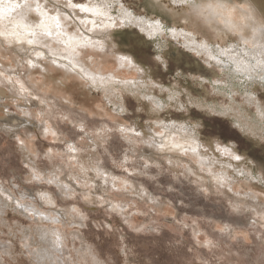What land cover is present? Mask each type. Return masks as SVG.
<instances>
[{"label": "snow or ice", "instance_id": "snow-or-ice-1", "mask_svg": "<svg viewBox=\"0 0 264 264\" xmlns=\"http://www.w3.org/2000/svg\"><path fill=\"white\" fill-rule=\"evenodd\" d=\"M162 6L164 14L158 13L160 18L153 17L150 22L137 16L129 0H25L8 9V15L0 16V58L8 56L6 63L0 62V84L11 96L31 103L33 108L51 105L55 97L45 93L51 79L57 90L103 97L110 102L108 112L116 117L94 109V116L101 112L100 120L72 123L71 128L60 131L50 122L55 118L71 123L68 116L54 117L50 107L33 112L17 104V112L26 119L17 120L8 129L15 159L5 157L6 163H0V234L5 237L0 245V264H18V258L26 253L28 261L21 260L19 264H34L31 256L38 253L33 252L30 241L35 242L37 232L61 222L62 213L60 218L45 214L55 211L61 196L75 197L76 203L81 199L104 201L102 207L124 216L128 224L130 213L125 204L132 206V199H136L128 196L129 191L162 208L159 196L149 190L161 179L168 185L166 191L181 204L186 197L191 203L192 198L205 195L213 187L232 193L238 181L250 190L229 196L224 211L233 216L256 213L249 219L264 229V156L249 160L240 147V141L249 146L259 143L264 151V7L258 14L253 0H163ZM14 8L22 11L12 16ZM30 13H34L32 19ZM235 17L238 19L234 21ZM225 36L229 39L221 45ZM182 41L185 49L198 53L202 67L199 74L191 77L175 72L172 79L178 83L169 80L165 88L157 77L172 70L167 49ZM16 56L21 63L16 64ZM225 56L240 75L225 72ZM109 62L121 71H134L139 79H115V72H104L103 65ZM35 72L44 79L35 80ZM50 72L62 75V79L56 81ZM189 79L191 91L184 84ZM66 80L73 83L65 85ZM148 89L153 90L152 95ZM157 89L167 93L166 97L162 95L157 100ZM237 100L241 103L237 104ZM71 102L70 98L64 99L65 104ZM128 107L148 119L140 123L127 116L125 121L131 123L122 121L120 117L125 116ZM253 107L258 119L249 115ZM172 109L179 113L175 119H161L164 111ZM4 111H9L6 105ZM82 111L86 114V109ZM217 121L228 123L239 139H222L210 127ZM30 122L39 124L42 137L41 133L31 136L27 131ZM21 129H25L23 134ZM58 134L65 137L59 154L53 147L39 146L41 138L46 140L49 135L55 144ZM30 139L37 142L34 151L29 150ZM137 143L155 150L147 156L141 154L139 164L130 162L137 153ZM8 151L4 149L0 156ZM110 157L114 158L113 165L119 160L120 174L109 167ZM89 180L93 181L91 189ZM130 180L137 185L135 189ZM121 182L123 187L118 186ZM178 191L179 196L175 195ZM71 214L76 221L74 229L90 227L76 204ZM99 227L110 229L111 222ZM128 227L134 233L156 232L150 225ZM233 231L229 224L219 229L229 238ZM193 235L198 237L200 233ZM259 238L264 239V232ZM201 246L211 249L215 244L207 239ZM80 251L85 264H89L87 258L90 264H138L127 245L105 260H97L91 246Z\"/></svg>", "mask_w": 264, "mask_h": 264}, {"label": "rangeland", "instance_id": "rangeland-1", "mask_svg": "<svg viewBox=\"0 0 264 264\" xmlns=\"http://www.w3.org/2000/svg\"><path fill=\"white\" fill-rule=\"evenodd\" d=\"M236 2H239V0H236ZM253 3L259 10L264 7V0H253ZM129 5L136 10L137 16L150 19L156 17L159 19L158 13L164 14L163 0H129ZM209 35L215 40V34L210 30ZM228 39L229 37L221 38V45ZM167 51V59L171 62L172 70L165 75L157 77V80L164 83L165 88L168 87L167 82L169 80L173 84L178 83L172 79L177 71H182L187 77L199 74L203 62L195 52H189L188 49L183 47V41L179 45L172 44ZM12 55L15 56L14 53ZM15 59L16 64L21 63L18 56ZM7 60L8 56L0 58V62L2 63H6ZM16 64H13L12 67H16ZM109 64L111 66L115 65L110 62ZM52 75L56 81L62 79L61 75H57L55 72H52ZM125 77L127 78L126 80H131L130 78L132 77L139 79L134 71L126 72ZM34 78L37 81L44 79L39 72L34 73ZM72 83L73 81L69 80V83L66 85ZM184 84L188 85L187 90L191 91L193 87L191 80L184 81ZM0 89L5 93L7 99L0 101L3 104L2 106L0 105V118L4 117L6 113L17 118H22L23 116L17 112V104L19 103L24 107H28V110L33 112L38 111L40 107H50L54 113V117L68 116L71 123L55 118L50 122L51 125H54L60 131L71 128L72 123L79 124L80 121H84L87 124L93 119L100 120L102 114L116 119L115 116L108 112L109 104L103 97L96 99L91 94L85 95L84 92H78L77 95H73L72 91L57 90L51 79L47 84L45 93H51L55 99L51 105H38L36 108H33L29 102L17 101L15 97H10L7 88L2 86V84H0ZM155 91L157 96H162L159 94L158 89ZM65 98H70L72 102L65 104ZM236 102L241 103L239 100ZM125 103H135V101ZM5 105L9 108L8 112L4 111ZM82 109H86V114ZM94 109H102L103 113L101 114V112L97 111L94 116ZM178 114V111L173 109L164 111L161 119L165 117L175 119V116ZM127 116H132L140 123L148 119L145 114L133 113L131 107H128V112L125 113V116H121L120 119L125 121ZM23 118L26 119L25 117ZM125 122L131 123L130 120ZM210 127L224 140L233 141L239 139L226 122L217 121L212 123ZM24 131L25 129H21V134ZM27 131L31 133L33 138L37 136V133H41L38 123L30 122L27 126ZM9 137L10 134L3 130L0 131V152H4L6 148L9 149L3 156H0V163H6L5 157L11 160L15 159L11 151L14 141L10 140ZM64 138L58 134L55 144H53V137L49 135L46 140L41 138L39 146L42 148L53 147L54 152L59 154L63 150L61 148V140ZM36 143L35 139H30L28 141L29 150L34 151ZM240 147L248 155L249 160L253 158L259 159L261 156H264V151H261L259 143L249 146L246 142L240 141ZM136 148L137 153L135 156L130 157V162L139 164L141 163L139 156L141 154L147 155L143 153L144 146L142 144L137 143ZM112 159L114 158L110 157L108 160L109 167L115 168L116 173L120 174L119 160L113 165ZM87 183L89 189H91L93 181L89 180ZM129 183L132 189L137 187L131 180ZM118 186L123 187L122 182ZM167 187V183L161 179L149 189L152 191L153 196H159L160 203L163 204L162 208L156 206V202L151 199L148 201L139 199L137 194L131 190L128 196L136 197V199H132V206H129L127 203L125 204V208L130 213L127 217L128 224L142 227L150 225L156 228L155 233L132 232L128 224L124 223V216L115 215L101 206L104 201L96 199L84 201L81 199L79 203H76L75 197L61 196L59 201L56 202L55 211L50 210L45 213L50 217L55 216L58 218H60L59 213H62L61 222L40 231L44 235V240H41L42 234L40 232L35 234V242L30 241V243L32 244L33 252L38 253V255H32L31 260L34 264L36 261L39 264H50L51 261L55 264H65V262L67 264H85L86 258L83 257L80 251L82 248L86 249L91 246L95 250L96 259L105 260L112 259L117 249L127 245L133 250L132 258L138 264H264V239L259 238L264 229H260L258 224L253 225L249 219V217H255L256 213L248 212L239 216H233L231 213L225 212L224 209L228 205L229 195L214 189L209 190L203 196H195L192 198L191 203L187 202L188 198L186 197L185 203L181 204L179 199H174L173 194L166 191ZM180 194L178 191L175 195L179 196ZM108 198H111V196L109 195ZM112 202L116 203L117 201L113 200ZM73 204H76V207L84 212V215L88 218L85 223L90 224V227L83 229L73 228L72 225L76 222L71 214ZM109 221L111 222L110 229L99 227L101 223L108 225ZM224 224H229L234 229L231 238L226 233L222 234L219 232V229ZM57 230L63 233L62 237L65 243L63 255L58 251L59 247L55 243V233ZM74 232H79V235L74 236ZM194 232H198L200 235L194 237ZM4 239V235L0 234V245L3 244ZM50 239L55 245V259H51V261L44 258L46 256L45 249ZM207 239L213 241L215 244L214 248L209 249L201 246L203 241ZM197 240L200 241L199 244ZM28 259L29 256L26 253L24 257L18 258V264L19 261H28ZM87 259L90 264V258Z\"/></svg>", "mask_w": 264, "mask_h": 264}, {"label": "bare ground", "instance_id": "bare-ground-1", "mask_svg": "<svg viewBox=\"0 0 264 264\" xmlns=\"http://www.w3.org/2000/svg\"><path fill=\"white\" fill-rule=\"evenodd\" d=\"M25 2V0H0V16H3V15H8L9 13L7 12V10L8 9H10V8H13V6L14 5H18V4H23ZM254 7L257 9V13L259 14V8L254 4ZM20 11H22V9H20V8H14L13 9V11L10 13L12 16H15L16 15V13L17 12H20ZM154 13H155V11H154ZM33 16H34V14L33 13H30L29 14V19H32L33 18ZM144 19H145V21L146 22H150L151 21V19L150 18H145V17H143ZM135 24H136V22L134 21L133 22V25L135 26ZM219 27H223L222 25H220ZM188 29H186V31H187ZM225 37H227V36H225ZM224 37V38H225ZM223 38V37H222ZM189 52H195V51H189ZM196 54H197V56H199L198 55V53L197 52H195ZM34 55V54H33ZM233 55H235V53H233ZM241 59H242V57H240ZM223 67H224V70H225V72L226 73H228V74H231V75H233V76H238V75H240V73H237L236 72V65L232 62V60H230V59H228V57L227 56H225L224 58H223ZM103 68H104V72L105 73H112V72H115L116 73V76H115V79H127L126 77H125V73L126 72H128V69L127 68H125V69H123V71H121V69H120V67L118 66V65H113V66H111L109 63H105L104 65H103ZM43 71V66H41V72ZM40 73V72H39ZM51 77H53V75H52V72H50V74H49ZM61 77H62V75H61ZM134 77H132V78H130V79H133ZM67 83H69V80H66L65 81V85L67 84ZM141 83H143V81L141 80ZM3 86V85H2ZM93 91H95V87H94V89H93ZM148 91V94H150V95H152L153 94V90L152 89H148L147 90ZM159 91V90H158ZM160 95H163V96H165L166 97V95H167V93H159ZM8 97V96H7ZM10 97H12L11 95H10ZM155 98L157 99V100H160V98H161V96H157L156 95V91H155ZM4 99H6V95H5V93L0 89V101L1 100H4ZM7 100V99H6ZM108 102V101H107ZM163 102V101H162ZM110 102H108V104H109ZM121 103H125V101H121ZM237 104H240V103H237ZM0 105L2 106L3 104L2 103H0ZM27 110H28V107H25ZM165 108L167 109V105H165ZM173 110H175V111H177L176 109H173ZM166 111H168V110H166ZM249 115H251V116H253V118L254 119H258V117H256L255 116V108L253 107L250 111H249ZM22 119H24L23 117L22 118H17V117H15V116H12L11 114H9V113H6L5 114V116L4 117H2V118H0V131H5L6 133H8V134H10L11 135V133L8 131V129L11 127V125H13V124H15L16 122H17V120H22ZM5 121H10L11 123H5ZM179 122H181V121H178V123ZM180 135H182V133L180 134ZM149 151H155V150H149V149H147V148H145L144 147V149H143V153L144 154H148L149 153ZM166 163V162H165ZM183 163H188V161L187 160H184L183 161ZM190 166H194V164L193 165H190ZM216 190L214 187L212 188V189H210V190ZM250 189H248V188H245L244 187V185L242 184V183H240V182H234V186H233V192L231 193V195L233 194V193H236V192H247V191H249ZM221 192H224L225 194H227V195H229V196H231L230 195V193L228 194V192L226 191V190H220ZM251 191H256V189H251ZM157 206V205H156ZM58 212H60V211H58ZM59 214H61V213H59ZM41 233V232H40ZM42 234V233H41ZM62 235H63V233L62 232H59L58 230L56 231V233H55V236H56V240H55V243L57 244V247H59V249H58V251L60 252V253H62V255H63V253H64V251H65V243H64V239H63V237H62ZM42 238H41V240H44L43 239V237H44V235L42 234V236H41ZM61 244H62V246H61ZM52 246H53V248H52ZM54 249H55V245H54V243L51 241V239H50V241H49V243H48V246H47V248L45 249V253H46V256L44 257V258H46L47 260H50L51 261V259H55V254H54ZM62 262V261H61ZM50 264H55V263H53L52 261H51V263Z\"/></svg>", "mask_w": 264, "mask_h": 264}, {"label": "clouds", "instance_id": "clouds-1", "mask_svg": "<svg viewBox=\"0 0 264 264\" xmlns=\"http://www.w3.org/2000/svg\"><path fill=\"white\" fill-rule=\"evenodd\" d=\"M225 2H230V0H225ZM236 19H238V17H235V18H234V21H235ZM213 26H215V22H213Z\"/></svg>", "mask_w": 264, "mask_h": 264}]
</instances>
